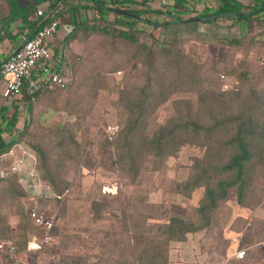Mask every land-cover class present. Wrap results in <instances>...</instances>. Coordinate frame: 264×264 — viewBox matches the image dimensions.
Here are the masks:
<instances>
[{"label":"trees","instance_id":"trees-1","mask_svg":"<svg viewBox=\"0 0 264 264\" xmlns=\"http://www.w3.org/2000/svg\"><path fill=\"white\" fill-rule=\"evenodd\" d=\"M86 1L84 6L92 8L94 15L67 21L72 25L64 38L68 56L65 57L64 51L61 53L62 61L73 71L72 83L64 89H42L35 93L33 100L23 94L12 98L11 105H0V160L9 159V170L0 175V242L10 237L6 207L21 217L20 227L25 235L17 241L18 247H26L29 234L39 233V227L34 225L26 207L19 203L26 191H23L20 175L10 173L14 159L9 152L17 147L34 157V169L45 185L43 192L36 196L37 203L51 202L62 209L71 186L65 172L61 171V164L64 159L78 164L83 157L85 147L82 148L81 143L87 144L91 139L82 109L105 89L110 94H117L111 103L118 109L121 120L116 131L109 133L104 128V133L101 132L100 139L95 142L101 148L113 151L114 169L129 182L135 184L163 168L166 160L176 156L185 145L200 147L203 151L201 156L193 157L187 178L176 184V193L188 198L196 189H203L198 205L190 207L183 216L173 214L164 204H145V198L123 203L121 191L109 195L101 193L98 187L92 194L95 198L90 213L94 218H101L100 212L110 203L116 212L109 228L99 230L104 231L97 238L99 242L90 247L100 248L103 264H169L170 243L183 242L188 234L210 230L231 190H235L236 201L243 207L252 209L250 199L254 192L258 193L259 204L264 203V83L253 86L251 80L247 82L245 71L227 70L224 66L221 70L233 74L239 84L223 90L213 73L216 64L208 68L194 62L189 68L184 63L172 65L175 56L183 53L172 49L173 38L167 35L160 38V30L194 17L184 19L182 16L195 11L189 0L160 2L157 8L149 5L151 0ZM249 1L251 4L246 9L241 0H214V11L198 13L196 18L207 23L251 21L264 34V0ZM9 4V13L0 20L11 19L12 4ZM35 6V3H27L17 9L24 22H28V15ZM120 9L138 17L120 14ZM110 12L115 14L112 21L108 20ZM43 24L47 21L36 26ZM36 26H29L28 36ZM95 36L99 37L96 42L92 39ZM244 38L220 37L217 42L233 50H240L246 43L247 48L264 44L255 41L253 36ZM132 45L137 46V52H131ZM160 54L166 55L167 61L162 62ZM128 64L133 70L146 72L142 82L130 74L117 77L116 73L121 74V69ZM62 94L64 97L55 103V107L75 114V123L61 126L57 123L41 131L37 126L39 115H33L34 106L42 98L57 99ZM10 108L14 112L8 115ZM21 108L30 114L29 124L12 136L11 130L18 122ZM78 130L82 131L81 143L76 139ZM6 135L10 137L8 141ZM99 196L114 198L116 202L97 201ZM239 220L243 219L239 217ZM40 233L42 242V231ZM49 242H42L43 250L55 251L54 247H46ZM80 242L83 250L88 251L89 246L83 240ZM60 244L65 245L60 253L61 264L86 263L85 255H76L73 250V246L77 247L75 242L57 241L55 248ZM0 257L8 263L6 254L0 252Z\"/></svg>","mask_w":264,"mask_h":264},{"label":"rangeland","instance_id":"rangeland-1","mask_svg":"<svg viewBox=\"0 0 264 264\" xmlns=\"http://www.w3.org/2000/svg\"><path fill=\"white\" fill-rule=\"evenodd\" d=\"M78 1V13L80 17L85 18L87 16H93L94 10L84 6L87 4V1ZM241 1L246 9V6L251 4L249 0ZM18 2H24V0H18ZM25 2H27V0H25ZM160 2L171 3V0H151L149 5L153 8H157L160 6ZM189 3L194 6L195 11L192 13H185L182 16L184 19L194 16L190 21L177 25L172 24L167 29L160 30V38L164 35L173 38L174 43L171 46L172 49L179 50L183 53L182 56H175L172 65L184 63V66L189 68L194 62L195 64L205 65V68H208L212 64H216L217 66L213 73L217 76V85L220 83L221 89L223 90L231 88L234 84H239V80L235 78L233 74L229 72L225 73L221 70L224 66L227 67V70L233 68L234 70L245 71L247 74V82L251 80L250 84H253V86H256L258 83L263 84L264 44L259 43L256 46L247 48L248 45L246 43L240 50H233L217 42V39L220 37L235 36L244 38L253 36L255 41L264 43V34H262L261 28H258L257 25L251 21L239 23L237 21L224 20L218 21L217 23H207L196 17L198 13L214 11L216 5L214 0H189ZM6 5L7 3L5 0H0V17L8 13ZM67 12H69L70 18L73 20V8L69 7ZM16 15L17 13L15 14L14 12L11 16V24L13 27L20 22L19 18L15 19ZM114 17V12H110L108 20L112 21ZM92 39L96 42L99 40V37L95 36ZM245 40L247 41V39ZM119 46L123 47L121 44ZM132 46L131 52H137V46ZM160 55L162 62L167 61L168 58L166 55ZM142 58L146 59V56ZM220 60L221 62H218ZM121 70V74L116 73L117 77H120L122 74H130L134 75L131 77H136L140 79L141 82L144 80V77H146L145 71L141 69L133 70L131 64L126 65V67ZM193 70L196 69L193 68ZM80 90L81 89H79V91ZM2 91L3 87L0 86V105H11L12 98H3L1 96ZM63 94L61 97H57V99L56 97L51 99L42 98L34 106L33 115L34 117L39 115L40 122L37 126L41 131L44 129L48 130L57 123L60 126L65 123H75V114L70 113L67 109L55 107V103H59L64 97ZM115 97H117V94H110L105 89H102L96 98L93 99L92 102L84 105L82 109L85 110L86 129L88 130L91 140L89 142L90 144L81 143L82 131L78 130L76 139L80 141L82 148L85 147L84 155L78 164L70 160L68 161L67 159H64L61 164V171L63 170L65 172L66 178L69 179L71 186V190L65 198L62 209L51 202L45 205H41L39 202L37 203V194L28 192L26 188H23V191H26V195L19 199V203H21L23 207H27L31 202H36L39 211L43 212L45 215H49L50 212L54 211L58 214L56 216L52 236L48 240L50 242L46 244L47 246L45 245L49 249L54 247L55 251L43 250L41 246L39 251L40 264H48L50 261L61 264L60 253L65 249V245L62 246L60 244L55 248V243L57 241L59 243L75 242L77 247L73 246V250L76 251V255H80V253L85 255V264H103V260L101 259L102 251L99 250L100 248L95 247L96 249L94 248V250L90 247L95 246V244L99 242L100 239L97 238L101 237L104 233V231L99 230L109 228L111 221L115 218L114 214H116V212L111 209L112 203H110L109 205H105L100 212L101 218H94L90 213V208L95 198L92 194L97 192L96 188L98 187H100L101 191L102 185L116 186V193L121 191V202L123 203H127L129 199L141 201L145 198V204H164L171 209L173 214L180 216L187 214L190 207L198 205L199 199L203 193L202 188H198L192 192L189 198L176 193L175 188L177 183L187 178L193 157L202 155L203 151L200 147L185 145L179 150L176 156L166 160L163 168L161 167V169L153 172V174L145 176L135 184L129 182V180L122 177V175L114 169L112 165V161L115 158L113 151L101 148L98 142L95 141L100 139V135L104 133V128H106L109 133L119 128L118 123L121 118L118 109L114 108L111 103ZM13 112L14 109L10 108L7 114L10 115ZM30 117V114L24 108H21L18 122L11 130V135L16 136L17 133L24 128L25 124H29L28 121ZM95 136L96 139H94ZM5 137L6 141L10 139L8 135ZM16 150L19 149L16 147ZM20 151L22 152V150ZM23 153L29 154L27 150H24ZM13 159L12 165L17 164V166H19V161L17 163V161L15 162L16 158L13 157ZM8 165L9 159L3 158L0 160V175L9 170ZM10 173L14 172L11 170ZM29 182L31 181L29 180ZM101 193L103 192L101 191ZM116 193L108 194L117 195ZM257 194L258 193L254 192L252 199H250V203L253 205L251 209V207L246 208L239 205L236 201L235 190H231L228 199L223 206L221 205L217 213L216 223L210 230L198 232V240L196 238V233L188 234L187 239L190 237L188 242L182 244V246L179 245L178 248L174 242H172L173 244L170 243V246L174 245L171 246L170 249V261L182 259L189 263L202 262L203 264H264V203L259 204L256 199ZM30 197L35 198L31 199ZM97 199V201L116 202L114 198L107 196H99ZM4 211H6V219L10 226V237H18L16 238L17 241L22 240L25 231L20 227V215H17L13 210H9L8 207H6ZM239 217L243 220H239ZM40 232L39 229V233L38 231H34L32 234H29L28 240H36L39 242L41 240ZM200 235H202V237H200ZM80 240H83V243L89 246L88 251L83 250L84 246L81 245ZM113 246L114 244L111 245V247ZM200 247L202 249L201 252L199 251ZM111 249L113 251L115 250L114 248ZM240 249L245 250V255L242 259H237L235 254ZM1 260L3 259L0 257V261Z\"/></svg>","mask_w":264,"mask_h":264},{"label":"built area","instance_id":"built-area-1","mask_svg":"<svg viewBox=\"0 0 264 264\" xmlns=\"http://www.w3.org/2000/svg\"><path fill=\"white\" fill-rule=\"evenodd\" d=\"M65 11L63 0H44L43 3L36 4L34 12L28 16L27 25L36 26L42 21H47V24L36 26L31 36H28L27 28L21 30L15 51L0 63V77L5 81L3 98H18L27 94L33 100L35 93L42 89H64L72 83V73L62 61L61 51L55 52L49 44L60 27H68L63 16ZM9 155L16 158L15 162L19 161V166L12 165L11 170L20 175L24 188L36 194L43 192L45 185L40 181L35 169L26 171L21 157L17 156L15 150H11ZM116 189V186L101 187V191L107 194H115ZM26 209L34 225L42 231V242L48 241L55 227L57 213L54 211L45 215L39 211L36 202H31ZM16 238L18 237L14 236L0 242V252L6 254L9 259L8 263L1 260L0 264H40L39 251L42 242L28 240L26 247L20 248ZM244 255L245 250L240 249L235 257L242 259ZM48 264L57 262L50 261Z\"/></svg>","mask_w":264,"mask_h":264},{"label":"crops","instance_id":"crops-1","mask_svg":"<svg viewBox=\"0 0 264 264\" xmlns=\"http://www.w3.org/2000/svg\"><path fill=\"white\" fill-rule=\"evenodd\" d=\"M43 1L44 0H27V2H25V0H24V2H18V0H6V2L8 3V5L6 6V9H7L8 13H9V11L11 9L9 3H11L12 4V10L11 11L13 13L15 12V14L17 13L15 19L19 18L20 22L16 26L13 27V25L11 24L12 23L11 19L6 20L7 22L5 21L6 18L4 20L3 19L0 20V61L3 60L6 57H9V55L12 54L15 51V49H16V47L18 45L19 32L21 30H23V29H26V28L29 29V26L27 25L28 22H26V21L24 22L23 21V19L19 15L20 13L17 12V9L19 7H22V5H25L27 3L28 4H34V3L35 4H41V3H43ZM64 3L66 5V11L64 12L63 16H64L65 23L68 24V27H66V26L60 27L57 30V33L50 40L49 44L54 48L55 52H60L61 51V53H62L64 51V55H65V57H67L68 56V51H67L68 47L64 45V38H65V36L67 34L70 33V31L72 29V25H71L70 22L76 21V20H78L81 17H80V15L78 13V11H79L78 10V5H79V1L78 0H64ZM75 6H77V8L73 9L74 18H73V20H71L70 14H69V12H67L69 10L68 7H75ZM18 15H19V17H18ZM88 17H91V16H88ZM68 20L70 22H67ZM65 65L67 66L68 70L71 71V73H73L72 69L69 68L67 63H65ZM0 86L3 87V88L5 86V81L1 77H0ZM15 152L19 153V155L21 157V160H22V163H23V166H24V169L26 171H31L30 169H32L34 171V157L32 155H30V153L29 154L23 153L24 150H22V152L20 150H16ZM196 236H197L196 238L198 240L199 236L197 235V233H196ZM200 237H202V235H200ZM189 238L187 239V241L174 242V243L176 244V246L178 248L179 245L182 246V244H186L188 242ZM171 246H174V245H171ZM177 251H178V249H177ZM199 251L200 252L202 251L201 247H200ZM176 263L177 264H203L202 262L189 263V262L184 261L182 259H178V260H174V261L171 260L169 264H176ZM207 264H211V263H207Z\"/></svg>","mask_w":264,"mask_h":264},{"label":"water","instance_id":"water-1","mask_svg":"<svg viewBox=\"0 0 264 264\" xmlns=\"http://www.w3.org/2000/svg\"><path fill=\"white\" fill-rule=\"evenodd\" d=\"M118 12L120 13V14H126V15H128V16H130V17H138L136 14H134V13H132V12H129V11H125V10H122V9H120V10H118Z\"/></svg>","mask_w":264,"mask_h":264}]
</instances>
